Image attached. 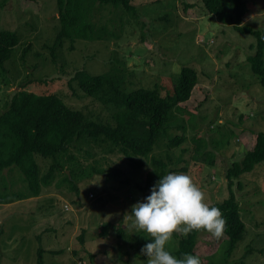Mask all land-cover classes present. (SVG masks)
Returning a JSON list of instances; mask_svg holds the SVG:
<instances>
[{
	"label": "rangeland",
	"instance_id": "374dc122",
	"mask_svg": "<svg viewBox=\"0 0 264 264\" xmlns=\"http://www.w3.org/2000/svg\"><path fill=\"white\" fill-rule=\"evenodd\" d=\"M246 2L243 23L264 32V0ZM132 4L136 16L120 7L96 4L94 21L97 29L103 28L102 38L77 39L72 50L65 39L54 57L52 45L60 29L57 0H0V31L20 36L5 62L8 72L0 70V112L24 88L58 94L69 106L107 121L115 105L85 95L71 80L78 70L94 75L120 69L126 92L157 87L163 96L174 92L182 67L198 73L191 98L181 104L184 111L176 113L179 122L161 136L149 158L132 160L96 148L86 163L118 170V177L96 173L72 189L58 174L39 196L0 204V264H36L40 245L45 249L44 264H145L141 248L151 237L131 226L129 212L131 205L150 194L142 187L153 171L151 157L165 159L169 139L185 133L186 141L170 152L177 169L185 170L173 172L190 176L207 204L220 202L229 196L227 168L240 161L257 133L264 131V88L248 60L255 53L256 38L234 28L232 11L210 13L202 0ZM195 137L201 139L203 151L212 153L213 161L196 154ZM136 160H142L143 167L134 166ZM37 161L45 174L50 159L37 155ZM234 181L245 235L227 256V236L213 237L202 230L195 248L200 264H264V162ZM27 188L17 168L0 173V193L28 192ZM120 227L126 237L119 235ZM137 237L145 239L137 245ZM177 246L178 238L172 236L166 247L171 251Z\"/></svg>",
	"mask_w": 264,
	"mask_h": 264
},
{
	"label": "trees",
	"instance_id": "16d2710c",
	"mask_svg": "<svg viewBox=\"0 0 264 264\" xmlns=\"http://www.w3.org/2000/svg\"><path fill=\"white\" fill-rule=\"evenodd\" d=\"M202 1L210 13L222 15L228 10L232 11L234 28L256 38L255 53L248 60L264 88V32L243 23L248 12L246 0ZM96 4L120 7L131 12L133 16L137 13L134 12L136 7L132 0H57L60 29L52 45L54 57L57 48L63 45L65 39L70 40L72 50L77 39L102 38L103 28L97 29L94 21ZM19 43L20 36L16 32L7 29L0 31V70L4 73L8 72L5 62L12 57L13 49ZM71 80L78 84L85 95L100 100L105 105H115L116 111L112 118L107 121L94 118L91 113L69 106L58 94H38L24 88L17 90L6 108L0 112V173L5 169L17 168L24 175L28 192L0 193V204L39 196L42 188L50 185L58 174L62 175V182H67L72 189H78L79 181L90 179L96 173H105L108 179L118 177V170L105 171L97 163H86L95 156L96 148L107 153L117 151L132 160L135 156L149 158L161 136L168 133L174 121L179 122V118L176 120V113L184 111L181 104L191 98L198 83V73L195 68L182 67L174 92L164 96L157 87H138L126 92L123 89L124 76L120 69L94 75L80 69ZM70 86L72 87V83ZM178 126L185 130L183 124ZM186 139L185 133L171 137L166 158L160 155L151 157L153 171L147 174L146 184L142 187L145 191L150 190L159 175L185 170L177 169L170 152ZM195 143L196 154L213 161L212 153L203 151L201 139L195 137ZM37 155L50 159L45 174L41 172ZM262 162L264 131L257 133L253 147L246 151L243 158L227 168L229 196L220 202L209 204L219 208L225 221L222 233L227 236V256L236 249L247 229L233 190L234 179L253 171ZM133 164L136 167L144 165L142 160H136ZM239 186L241 187L240 183ZM106 226L111 225L107 223ZM202 230H193L186 236L174 233L172 236L178 238V246L170 251L171 254L177 258H180L181 253L195 255ZM118 233L121 237H126L122 227L118 229ZM144 239L139 240L137 237L135 241L138 245ZM80 240L84 243V233ZM137 245L130 246L135 248ZM37 251L36 264H44V247L40 245Z\"/></svg>",
	"mask_w": 264,
	"mask_h": 264
},
{
	"label": "clouds",
	"instance_id": "9594fccd",
	"mask_svg": "<svg viewBox=\"0 0 264 264\" xmlns=\"http://www.w3.org/2000/svg\"><path fill=\"white\" fill-rule=\"evenodd\" d=\"M129 213L131 226L151 237L141 248L145 264H200L197 255L171 254L166 245L172 234L186 236L203 229L219 237L225 225L219 208L207 204L200 188L182 172L159 175L150 194L131 205Z\"/></svg>",
	"mask_w": 264,
	"mask_h": 264
}]
</instances>
